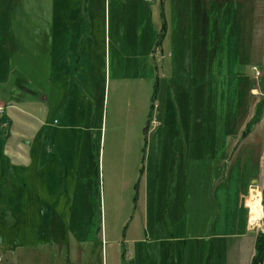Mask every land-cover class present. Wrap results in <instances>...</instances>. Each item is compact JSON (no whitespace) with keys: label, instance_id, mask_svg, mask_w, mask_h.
<instances>
[{"label":"rangeland","instance_id":"obj_1","mask_svg":"<svg viewBox=\"0 0 264 264\" xmlns=\"http://www.w3.org/2000/svg\"><path fill=\"white\" fill-rule=\"evenodd\" d=\"M263 95L264 0H0V252L24 263L53 219L57 241L95 240L103 264H145L134 225L149 242L174 239L180 264L184 246L186 264L235 260L244 200L264 187V115L242 139ZM31 143L22 172L16 147ZM50 143L70 199L55 217L22 216L19 180L35 188V150Z\"/></svg>","mask_w":264,"mask_h":264},{"label":"crops","instance_id":"obj_2","mask_svg":"<svg viewBox=\"0 0 264 264\" xmlns=\"http://www.w3.org/2000/svg\"><path fill=\"white\" fill-rule=\"evenodd\" d=\"M167 29L169 32V26H167ZM165 38H160V40L158 39L156 43V46H160L163 51L165 45ZM253 47L254 44L249 41L248 45L246 46V52L248 57L252 56V59L254 54ZM238 81L239 83L243 82V76L241 74H239L238 76ZM49 106V99L42 98L43 108H40L41 119L38 121L39 127L37 126V129H42L45 123L47 124L45 118L46 116H48ZM2 120L3 119H0V121ZM55 124H58L57 119H55ZM51 135L53 137L54 133ZM37 147L38 148H36L35 150L37 159L35 188L29 187V181L25 182V179L23 178L19 180L20 186L17 192L19 193L21 199V215L28 216L29 213L27 211L32 209L33 212L39 217H55L56 215H58V213H61V211H59V207H61L62 196H65L66 198L70 199L69 191L67 188V184L69 183L67 172L69 169L66 166L62 167L60 156H53L56 154V148L54 144L50 143L48 146H44V148L43 146L39 145H37ZM39 147H41L43 150L46 148L47 153H50L53 156L49 157L46 164H42V156H40L39 154ZM16 151L19 153V158L21 160V163L23 164L24 157L27 159L30 158L29 154L34 151L33 143L27 146L17 145ZM27 159L25 160V163H27ZM21 163L19 168H21L22 172H25L26 168H30L29 164H23V166ZM3 175L4 171L1 170L0 180ZM61 183H65V186L63 188ZM31 190L35 191V203L32 202L33 196L29 194L31 193ZM146 191H148V188L146 189ZM69 205L71 206V203H69ZM50 223L51 224L48 227V230L50 231L49 234L51 235L49 236L50 238L45 239L44 237H40V239H38V242L35 245L24 246V251L21 254V259H24V263L20 262V264H33L35 261L37 262L36 264H58L61 258L65 260L66 264H103V249H101L99 242L95 240L82 239L81 236H78V238H73L66 242L57 241L54 237V220L52 219ZM41 229L42 228H40L39 231H41ZM210 230H214V225L210 227ZM138 232L139 225H134L132 228L131 241L135 247L136 244H145V248L147 249V252L145 253L146 257L144 260L145 264H165L166 262H168V264H180V247L166 245L175 241L174 239H156L154 241L149 242L148 233L146 235L139 236ZM247 233L248 234L245 233L233 235V237H237L240 239L239 256L235 260H233L230 254L228 253V255L224 259V264H252V260L256 252V241L251 236L248 227ZM210 237L216 236L212 235ZM210 237L208 239H210ZM151 244H157L156 248H158L159 257L155 258V254H153V257H149V254L151 253ZM62 248L66 249V251H64V254H61L60 252V249ZM185 248L186 246H184V264H186ZM213 248L214 246L210 244L208 247L209 252L212 251ZM162 255L168 256L170 258V261L167 258H164ZM5 259L6 262H4L3 264H9L10 258L6 257ZM138 259L139 257H134L133 264H139Z\"/></svg>","mask_w":264,"mask_h":264},{"label":"built area","instance_id":"obj_3","mask_svg":"<svg viewBox=\"0 0 264 264\" xmlns=\"http://www.w3.org/2000/svg\"><path fill=\"white\" fill-rule=\"evenodd\" d=\"M163 53V52H162ZM255 71V75L257 78H260L262 76V73L257 70L256 67L253 68ZM256 94L258 92L255 90ZM264 96V95H263ZM7 109V106L5 103L0 101V118L3 117ZM251 196H255L256 199H260V207L261 211L258 216V218L255 221H252L251 219V207L248 204V200ZM245 207L248 211V230L254 232L256 241L260 237L262 240V255L261 260L258 262V264H264V187L263 186H257L255 188H251L248 197L244 200ZM5 262L4 255L0 252V264H3Z\"/></svg>","mask_w":264,"mask_h":264},{"label":"trees","instance_id":"obj_4","mask_svg":"<svg viewBox=\"0 0 264 264\" xmlns=\"http://www.w3.org/2000/svg\"><path fill=\"white\" fill-rule=\"evenodd\" d=\"M160 47V46H158ZM264 115V101L259 102L257 105V111L254 114L253 118L248 122L247 126L245 127L242 133V139L247 138L252 132L255 130L256 126L262 121ZM262 240L260 237L256 241V254L253 257L252 264H258L261 260L262 255Z\"/></svg>","mask_w":264,"mask_h":264},{"label":"bare ground","instance_id":"obj_5","mask_svg":"<svg viewBox=\"0 0 264 264\" xmlns=\"http://www.w3.org/2000/svg\"><path fill=\"white\" fill-rule=\"evenodd\" d=\"M251 219L252 221H255L261 211V207H260V203L258 201V199H256V197H251Z\"/></svg>","mask_w":264,"mask_h":264}]
</instances>
